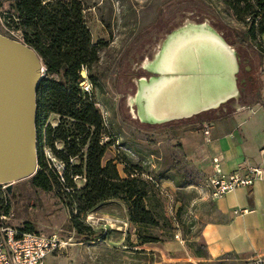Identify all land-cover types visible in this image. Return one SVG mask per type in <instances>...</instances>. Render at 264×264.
Instances as JSON below:
<instances>
[{
	"label": "rangeland",
	"instance_id": "374dc122",
	"mask_svg": "<svg viewBox=\"0 0 264 264\" xmlns=\"http://www.w3.org/2000/svg\"><path fill=\"white\" fill-rule=\"evenodd\" d=\"M79 1L92 42L99 41L98 60L89 68H81L78 88L101 117L98 140L105 145L102 162L112 159L122 175L132 172L152 183L161 198L157 210L162 212V218L158 219L157 225H137L129 220L128 215L126 218V206L118 199H109L89 211L77 212L67 206L68 202H72L70 196L63 194L60 198L54 188L41 190L26 178L14 183L9 192L0 188V199L7 204L6 211L13 213L11 224L20 228L30 221L38 233L57 235L61 245L52 259H46L47 264H154L160 260L162 248L169 242L180 240L200 253V228L211 206L203 207L197 200L202 196L208 200L214 198L210 189L207 195L203 194L205 190L199 191L202 181H198V171L170 137L177 131L191 128L199 118L224 115L239 104H251L254 95L248 96L246 92L248 81L244 78L245 83L237 82L235 92L199 112L188 116L173 115L176 118L174 121L163 124L142 122L137 117L132 95L136 82L148 75V59L158 49L162 39L176 29L201 26L214 28L223 35L232 43L226 53L228 61L237 65L236 81L245 77L243 67L249 61L257 60L255 55L251 58L249 52L255 51L256 47L264 48V32L262 39L249 44L237 39L236 36L247 29V15L236 16L223 0ZM8 11L9 1L0 0V33L19 39L18 32L9 31L2 23V16ZM259 63L263 68L264 57ZM60 77L61 74L57 78ZM261 77H264L262 71ZM83 87H87L89 92L85 93ZM158 110L156 108L155 111ZM63 120L62 126L69 132L73 131L72 119ZM60 122L61 117L57 113H50L44 122L43 129L52 131L53 149L43 138L42 154L47 168L57 176L62 190L69 194L71 191L65 187L64 180L66 163L56 154V151H66L64 142L55 134ZM89 128L91 132L94 130L92 126ZM85 150L84 147L82 160ZM47 152L55 159L49 160ZM69 164H80V159L69 157ZM68 173L77 188L84 185L82 176L73 175L71 171ZM175 177L179 178L180 186L168 192V187L162 185L163 179ZM203 183L208 187L207 181ZM107 211L115 213L126 224L117 227L118 224L98 221L89 225L88 215L96 221ZM72 215L80 223L81 234L71 224ZM98 230L101 231L98 238L89 235L91 231ZM143 239L149 241L142 244L140 240Z\"/></svg>",
	"mask_w": 264,
	"mask_h": 264
},
{
	"label": "trees",
	"instance_id": "16d2710c",
	"mask_svg": "<svg viewBox=\"0 0 264 264\" xmlns=\"http://www.w3.org/2000/svg\"><path fill=\"white\" fill-rule=\"evenodd\" d=\"M9 11L2 16V23L9 31L18 32L19 39L32 47L41 57L46 68L45 75L37 87V170L29 177L30 183L41 190L54 188L60 196L72 198L69 208L77 212L93 209L99 203L109 199L122 201L128 218L137 225H157L162 212L157 210L160 202L158 190L152 183L130 172L125 177L119 174L115 162L107 159L102 162L105 145L100 144L98 133L101 117L93 103L83 98L79 88V72L84 66L89 68L98 60L99 41L93 43L91 33L82 18L79 0H8ZM236 16L247 15L248 26L244 33L237 35L241 42L256 41L264 32V0H223ZM247 36V38H246ZM16 38V37H13ZM257 60L249 61V71H244L249 93H257L259 60L264 57V48L249 52ZM55 79L51 75H59ZM238 74V72H237ZM246 91V92H247ZM50 113H57L61 122L55 131L56 137L64 142L66 151H56L57 156L66 163L64 171L65 187L62 190L57 176L47 168L42 154V139L53 149L52 131L43 129ZM72 119L74 130L69 132L62 126L63 119ZM196 122H200L197 120ZM88 126V127H87ZM94 127L91 132L89 127ZM71 136V138H69ZM86 148L84 160L82 150ZM69 157H78L80 164H69ZM82 176L84 185L77 188L69 175ZM71 224L82 233L80 223L71 216ZM87 230L90 228L85 227ZM21 230L37 232L35 226L27 221ZM90 236L98 238L101 231H91ZM149 240H140L146 243Z\"/></svg>",
	"mask_w": 264,
	"mask_h": 264
},
{
	"label": "crops",
	"instance_id": "0c3cea01",
	"mask_svg": "<svg viewBox=\"0 0 264 264\" xmlns=\"http://www.w3.org/2000/svg\"><path fill=\"white\" fill-rule=\"evenodd\" d=\"M161 43L154 57L149 59L148 75L136 82L132 95L137 117L149 124H163L176 119L173 116L176 114L168 108L167 94L182 75L177 68L182 51L191 48L196 52L197 45H210L228 61L226 50L232 46L216 30L201 26L176 29L166 35ZM230 64L234 67L235 75L237 65ZM257 68V93L247 91L248 96L254 95L251 104H239L224 115L199 118L197 120L200 122L196 120L191 128L177 131L170 137L172 143L192 161L198 171V181H202L199 191L205 190V195L210 187L204 186L203 181L208 182L212 175L229 174L243 163L258 166L264 162V154L260 152L264 149V77H261L264 65ZM249 69V65L243 67L244 71ZM234 85L235 90V77ZM156 108L159 110L155 111ZM206 124L209 127L208 135L203 131ZM162 185L168 187V192L179 188L176 187L180 186L179 178H165ZM197 203L203 207L211 206L200 228L198 239L202 243L201 252L196 253L183 240L172 241L160 250V260L154 264H239L255 256H264V179H257L247 187H237L212 200L202 196ZM236 208L247 211L234 214ZM102 218L116 219L117 227L126 224L111 211H107Z\"/></svg>",
	"mask_w": 264,
	"mask_h": 264
},
{
	"label": "water",
	"instance_id": "95a60500",
	"mask_svg": "<svg viewBox=\"0 0 264 264\" xmlns=\"http://www.w3.org/2000/svg\"><path fill=\"white\" fill-rule=\"evenodd\" d=\"M38 53L0 33V185H12L37 170V87L43 78Z\"/></svg>",
	"mask_w": 264,
	"mask_h": 264
},
{
	"label": "built area",
	"instance_id": "2783aa9c",
	"mask_svg": "<svg viewBox=\"0 0 264 264\" xmlns=\"http://www.w3.org/2000/svg\"><path fill=\"white\" fill-rule=\"evenodd\" d=\"M45 66L42 67V74H45ZM55 79L57 75H51ZM84 84V82H81ZM85 93L89 90L83 87ZM204 134H209L208 125L203 126ZM101 144V142H100ZM264 154V149L260 151ZM49 160H54V156L47 152ZM216 161V159L214 160ZM59 176L60 170L56 169ZM63 179V177L61 176ZM264 179V162L261 165H248L243 163L238 169L229 174H214L208 180L210 195L212 198H218L221 195L235 190L237 187L250 186L255 180ZM2 191L6 189L5 185H0ZM4 193V192H3ZM7 204L0 199V264H47L46 259L54 256V252L60 247L61 241L57 235H44L38 232L24 231L11 224L13 217L12 211H6ZM245 208H236L234 214H243ZM89 225L98 221L102 224L115 225L117 220L113 218H97L92 220L87 216ZM92 223V224H90ZM239 264H264V256H255Z\"/></svg>",
	"mask_w": 264,
	"mask_h": 264
},
{
	"label": "bare ground",
	"instance_id": "6f19581e",
	"mask_svg": "<svg viewBox=\"0 0 264 264\" xmlns=\"http://www.w3.org/2000/svg\"><path fill=\"white\" fill-rule=\"evenodd\" d=\"M177 68L182 75L167 94L168 108L176 115L196 113L235 88L234 67L210 45L182 51Z\"/></svg>",
	"mask_w": 264,
	"mask_h": 264
}]
</instances>
